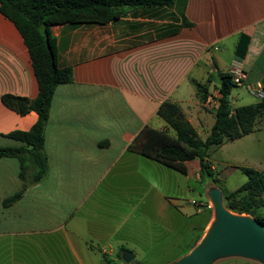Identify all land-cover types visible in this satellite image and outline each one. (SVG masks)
<instances>
[{"label":"crops","instance_id":"obj_1","mask_svg":"<svg viewBox=\"0 0 264 264\" xmlns=\"http://www.w3.org/2000/svg\"><path fill=\"white\" fill-rule=\"evenodd\" d=\"M51 33L57 63L69 66L72 78L56 85L50 101L46 174L22 180L18 159L0 157V264H124L116 258L120 247L150 260L191 243L193 210L179 196L193 188L189 176L201 181L198 160L191 168L183 161L180 172L129 145L144 125L173 133L157 114L164 100L205 137L214 108L198 99L193 80L210 90L232 63L246 72L236 86L258 100L250 87L258 82L264 92V0H173L128 8L102 24H54ZM239 91L229 96L232 109L241 104H233ZM37 92L26 46L0 13V147L25 146L6 134L28 130L37 118L8 107L1 95L32 99ZM23 183L21 196L4 204ZM211 218L199 224L201 233Z\"/></svg>","mask_w":264,"mask_h":264},{"label":"trees","instance_id":"obj_2","mask_svg":"<svg viewBox=\"0 0 264 264\" xmlns=\"http://www.w3.org/2000/svg\"><path fill=\"white\" fill-rule=\"evenodd\" d=\"M173 0H0V13L12 22L18 30L28 51L34 76L38 85L37 95L30 99L10 93L1 95L2 102L20 114L33 110L37 118L28 130H12L6 135L25 143V146L0 147V157H16L20 165V178L28 181L40 180L47 172L46 158L42 152L43 130L48 117V109L59 83L69 82L72 70L69 66L60 67L57 63L56 39L51 33V26L59 23H106L121 16L128 8L169 4ZM221 82L216 89L219 103L213 109V123L205 137H201L185 119L180 107L169 100L160 103L157 114L173 133L167 129H156L144 125L137 137L129 145L141 155L185 172L183 161L196 158L199 163V178L211 180L222 190L224 205L236 213H246L260 222L264 227V209L261 196L264 193V171L253 167L240 166L246 180L230 191H224L219 184V177L208 159L210 146H218L226 140L235 139L253 131L254 123L264 114V94L255 102L230 107V92L234 84L227 72H220ZM198 99L204 102L209 94L207 85L193 80ZM32 167L31 172L28 168ZM4 199L10 204L18 199L24 188ZM201 205V204H200ZM199 206V205H197ZM210 215L204 211L199 224H204ZM191 243L178 250L183 255L199 240L203 233L199 225ZM188 239L190 236L188 235ZM120 247L116 258L124 262ZM165 263V262H164Z\"/></svg>","mask_w":264,"mask_h":264},{"label":"rangeland","instance_id":"obj_3","mask_svg":"<svg viewBox=\"0 0 264 264\" xmlns=\"http://www.w3.org/2000/svg\"><path fill=\"white\" fill-rule=\"evenodd\" d=\"M216 88V86H212V88L209 90H213ZM240 90L242 94V99L233 102V104H246L254 101V97L243 87L240 86H233L230 97L233 94H236V91ZM229 97V98H230ZM259 99V98H258ZM238 104V105H241ZM204 111L203 107H201ZM208 109L210 107H207ZM206 125H205V131L209 130L210 124L213 120L212 113H206ZM155 119H158L156 121L161 122L159 117H156ZM163 122V121H162ZM253 131H251L248 134H245L241 137L230 139L224 141L222 144L218 146H210L208 149V159L211 161L213 166L215 167V172L217 177H219L220 186L224 189V191H230L235 189L237 186H239L241 183H243L246 180V175L240 170V166H248L253 167L259 170L264 171V114L257 117L256 122L253 126ZM172 132V130H171ZM207 133V132H206ZM201 137L203 138L204 135L201 134ZM192 162H196V158L190 159L188 161V166L191 168ZM200 182L202 184H200ZM80 182L76 183L75 190H78L81 185H79ZM204 184L205 187H209L210 185H214L212 181L209 180H198L194 176H189L188 179V185H190L193 188H190L187 190L185 195H181L180 200L187 203V206L189 209L193 210V215L188 218L189 220H193L196 222L197 225L202 221L201 218L203 217L204 211H207V214L212 217V208L211 204L208 199L204 196V189L202 188V185ZM190 200H194L196 202L200 201L201 205L197 206L194 204H191ZM210 204V206H209ZM261 204L262 209H264V193L261 196ZM246 214V213H242ZM176 216V215H175ZM175 218V217H174ZM174 220H178L174 222V225L177 224V226L180 225L182 220L178 219L177 216ZM187 222V223H188ZM182 224V223H181ZM187 238L185 237V240ZM181 249H184V246H180ZM108 249V246H106ZM176 248H172L171 250L169 248H165L164 251L161 252V254H154L149 255L151 256V259H143L144 254L138 253L135 257V260L138 261L139 264H164L167 263L166 261H169L170 259H173L178 256V250L176 251ZM168 259H164L167 258ZM172 261V260H171ZM124 264H127L123 262ZM212 264H260L254 260L245 259L241 257H224L219 258L213 261Z\"/></svg>","mask_w":264,"mask_h":264},{"label":"water","instance_id":"obj_4","mask_svg":"<svg viewBox=\"0 0 264 264\" xmlns=\"http://www.w3.org/2000/svg\"><path fill=\"white\" fill-rule=\"evenodd\" d=\"M212 218L189 251L167 264H212L224 257H241L264 264V227L248 214L236 213L224 205L220 187H207ZM127 264H137L134 254L121 253Z\"/></svg>","mask_w":264,"mask_h":264},{"label":"built area","instance_id":"obj_5","mask_svg":"<svg viewBox=\"0 0 264 264\" xmlns=\"http://www.w3.org/2000/svg\"><path fill=\"white\" fill-rule=\"evenodd\" d=\"M228 73L231 76V81L236 85H240L242 83L243 79L246 77V72L237 63L230 64V66L228 68ZM250 91L257 98H261L264 94L262 85L258 82H256L253 86L250 87ZM218 97H219V92L216 88H214L207 95V98L205 100L206 106H208L210 108H216L218 103H219ZM190 203L194 204V205H200L201 204L200 201L196 202L194 200H190ZM209 206H210V204H209Z\"/></svg>","mask_w":264,"mask_h":264}]
</instances>
